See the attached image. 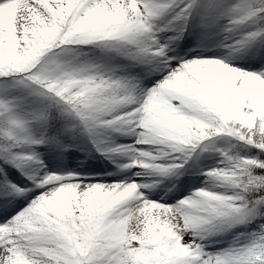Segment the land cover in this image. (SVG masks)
I'll return each instance as SVG.
<instances>
[{
	"label": "snow or ice",
	"instance_id": "1",
	"mask_svg": "<svg viewBox=\"0 0 264 264\" xmlns=\"http://www.w3.org/2000/svg\"><path fill=\"white\" fill-rule=\"evenodd\" d=\"M0 264H264V0H0Z\"/></svg>",
	"mask_w": 264,
	"mask_h": 264
}]
</instances>
